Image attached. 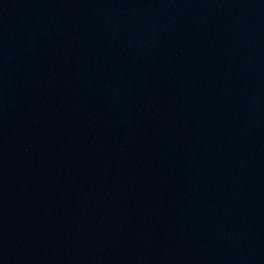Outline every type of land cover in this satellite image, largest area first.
<instances>
[{
  "label": "water",
  "instance_id": "95a60500",
  "mask_svg": "<svg viewBox=\"0 0 264 264\" xmlns=\"http://www.w3.org/2000/svg\"><path fill=\"white\" fill-rule=\"evenodd\" d=\"M0 264H264V0H0Z\"/></svg>",
  "mask_w": 264,
  "mask_h": 264
}]
</instances>
